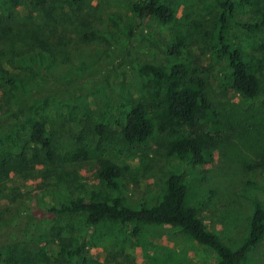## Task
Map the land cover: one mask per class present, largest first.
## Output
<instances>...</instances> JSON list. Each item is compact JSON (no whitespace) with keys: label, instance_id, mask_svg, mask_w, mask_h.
Segmentation results:
<instances>
[{"label":"rangeland","instance_id":"1","mask_svg":"<svg viewBox=\"0 0 264 264\" xmlns=\"http://www.w3.org/2000/svg\"><path fill=\"white\" fill-rule=\"evenodd\" d=\"M138 0H0V264H214L219 256L178 227L104 220L51 211L98 183L97 160L64 159L84 147L118 158L125 193L154 199L167 176L183 173L187 204L237 249L250 229L256 202L264 207V86L256 98L234 93L220 80L226 59L215 58L218 0H162L175 11L167 24L139 20ZM235 20L259 21L264 0H234ZM183 35L182 57L208 68L209 92L223 130L211 145L213 161L193 166L168 157L157 135L146 146L123 141L120 131L132 101L146 99L140 70L161 62ZM88 32L94 36L86 37ZM232 42L259 61L264 81V31L246 32L233 22ZM15 81L12 82L11 80ZM33 120L46 123L56 158L40 161L28 140ZM104 124L105 134L97 127ZM187 131V130H183ZM264 264V236L240 261Z\"/></svg>","mask_w":264,"mask_h":264},{"label":"trees","instance_id":"2","mask_svg":"<svg viewBox=\"0 0 264 264\" xmlns=\"http://www.w3.org/2000/svg\"><path fill=\"white\" fill-rule=\"evenodd\" d=\"M75 2L80 4L81 0ZM217 4L220 10L216 13L215 30L209 34L215 40V58L226 59L227 70L222 72L220 80L234 93L256 98L264 86L260 63L238 48L229 38L228 31L235 22L246 32H262L264 14L259 21L238 22L235 20L237 4L234 0H218ZM132 11L139 20L150 19L162 25L175 19L174 9L162 0H138ZM89 36H94V33L88 32L86 37ZM182 40L183 35L177 31L176 44L168 48L163 61L140 65L147 81V97L132 101L120 137L131 145L146 146L157 135L169 133L171 137L162 143L166 156L189 160L193 166L206 165L213 161L211 145L222 132L224 122L208 90V68L196 70L182 57ZM105 129L104 124L97 127L101 134H105ZM27 140L38 149L36 154L40 161L43 158L45 161L55 160L57 154L53 139L44 121H32ZM64 159L75 163L97 160L98 183L85 190L83 195L52 208L56 215H85L91 226L104 220L134 224V235L140 231L141 224L172 225L213 249L219 256L214 264H240L264 236V207L260 202H256L247 237L239 248L234 249L202 219L198 205L187 204L189 189L183 173H170L164 189L151 201L136 202L125 193L124 171L118 158L102 157L98 151L80 147L68 152ZM1 162L0 153V165ZM249 168L263 169L264 159L250 164Z\"/></svg>","mask_w":264,"mask_h":264}]
</instances>
